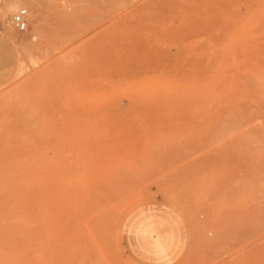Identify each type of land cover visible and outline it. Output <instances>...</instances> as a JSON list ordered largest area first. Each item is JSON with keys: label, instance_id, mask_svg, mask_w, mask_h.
Returning <instances> with one entry per match:
<instances>
[{"label": "rangeland", "instance_id": "1", "mask_svg": "<svg viewBox=\"0 0 264 264\" xmlns=\"http://www.w3.org/2000/svg\"><path fill=\"white\" fill-rule=\"evenodd\" d=\"M239 1L0 0V247L264 264V0Z\"/></svg>", "mask_w": 264, "mask_h": 264}, {"label": "bare ground", "instance_id": "2", "mask_svg": "<svg viewBox=\"0 0 264 264\" xmlns=\"http://www.w3.org/2000/svg\"><path fill=\"white\" fill-rule=\"evenodd\" d=\"M223 1V0H222ZM241 1V0H240ZM239 1V2H240ZM252 1V0H251ZM251 1H249V0H247V2H250L251 3ZM260 1V0H259ZM228 2V1H227ZM253 2H255L254 0L252 1V5H255V4H257L256 2H257V0H256V2H255V4L253 3ZM217 3V2H216ZM233 3V2H232ZM232 3L231 4H229V5H232ZM235 3H237L238 4V0H237V2H235ZM246 3V2H245ZM250 3H246L245 5L246 6H248V9L250 10L251 9V7L253 8V6H251L250 7ZM259 3V2H258ZM260 3H262V2H260ZM24 4V3H23ZM237 4H234V6L235 5H237ZM244 4V3H243ZM248 4V5H247ZM19 4L16 2V3H13L12 5H11V7L12 8H15V7H17ZM26 5V4H25ZM239 5H240V3H239ZM239 5H237V7H238V10H239ZM244 5V6H245ZM233 6V5H232ZM258 6H259V4H258ZM236 7V6H235ZM250 7V8H249ZM26 9V8H25ZM229 8H227V10H228ZM235 9H237V8H235ZM220 10V9H219ZM245 11L243 12L245 15L244 16H246V8L244 9ZM234 11H236V10H234ZM240 11V10H239ZM238 11V12H239ZM243 11V10H242ZM217 12H218V10H217ZM228 12V11H227ZM241 12V11H240ZM215 13V12H214ZM243 13H241V14H243ZM241 14H240V17H241ZM215 15H219V12L218 13H216ZM211 16V15H210ZM235 16V15H234ZM243 16V15H242ZM215 17V16H214ZM264 16H263V14H262V17L260 16V19H262ZM35 20L36 21H38V18H37V16L35 15ZM216 18V17H215ZM255 18H258V17H255ZM234 19H236V16L234 17ZM259 19V20H260ZM239 20V19H238ZM262 20H264V18L262 19ZM262 20H260L261 21V24H259V25H261L262 26V28H260V26H257L256 27V30H251L250 29V31L248 32L247 31V33H248V35H247V33H244V35L247 37L248 36V38L249 39H251V40H257V39H259V40H261V38H259V37H262V40L264 39V21H262ZM213 21V20H212ZM260 21H258L259 23H260ZM233 23H234V21H233ZM263 23V24H262ZM212 24V23H211ZM236 24V23H235ZM210 27V26H209ZM231 27H232V24H231ZM255 27V26H254ZM213 28V27H212ZM258 28H260L259 30L261 31V33L258 31ZM207 29V28H206ZM208 30V29H207ZM246 30H249V29H246ZM257 31V32H256ZM251 32H252V34H251ZM256 33V35H255V37H253L252 35H254ZM260 33V34H259ZM251 34V35H250ZM243 35V36H244ZM257 35H258V37H257ZM260 35V36H259ZM249 36H252V38H250ZM262 71H264L263 69H262ZM262 74H263V72H261ZM263 76V79H264V75H262ZM262 76H259L260 78H262ZM255 85V88L256 89H258V90H260V92H261V94H262V97H263V102H264V80L262 81V82H260V83H255L254 84ZM263 112H264V110H263ZM262 112V113H263ZM135 185H137V183L136 184H134V187H135ZM89 189H90V187H89ZM84 191V190H83ZM38 193V192H37ZM73 193V192H72ZM89 193V192H88ZM104 193V192H103ZM103 193L101 194L102 196H103ZM105 193H106V191H105ZM110 193V192H109ZM73 194H75V193H73ZM78 194V193H77ZM76 194V195H77ZM85 195H84V200H85V198L87 197L86 196V193H84ZM107 194H108V192L105 194L106 195V197L105 198H107ZM75 195V196H76ZM73 196V195H72ZM82 196H83V194H82ZM90 196V195H89ZM100 196V195H99ZM74 197V196H73ZM92 197H93V195H92ZM91 197V198H92ZM114 197V196H113ZM71 198V197H70ZM75 198V197H74ZM74 198H73V200H74ZM94 198V197H93ZM92 198V199H93ZM110 198H112V197H110ZM174 198H175V196H174ZM77 199V198H76ZM86 199H88V198H86ZM96 199V198H95ZM101 199H103V197H101L100 198V200ZM114 199H115V197H114ZM72 200V201H73ZM84 200H81V201H83V203L85 204V201ZM109 200V199H108ZM107 200V201H108ZM111 200H113V199H111ZM90 201V200H89ZM98 201V200H97ZM103 201H106V199H104ZM103 201H101L102 203H103ZM106 201V202H107ZM95 202V201H94ZM109 202H110V200H109ZM72 203V202H71ZM100 203V202H99ZM105 203V202H104ZM103 203V204H104ZM182 203V202H181ZM73 204V203H72ZM84 204H82L83 205V207L86 209V208H89V207H85V205ZM86 204H87V202H86ZM95 204V203H94ZM115 204V203H114ZM88 205V204H87ZM97 205H98V202H97ZM99 206V205H98ZM103 206H105V205H103ZM93 207H94V205H93ZM102 206H100V208H101ZM91 208H92V205H91ZM91 208H89V209H91ZM96 208H97V206H96ZM99 208V207H98ZM97 208V210H99ZM89 209H86V212H88L89 211ZM84 210V209H83ZM88 210V211H87ZM95 210V209H94ZM96 210V211H97ZM109 210V209H108ZM116 210V209H115ZM85 211V210H84ZM91 211L92 210H90V212L89 213H85V215L87 216V214H91ZM106 211V210H105ZM119 211V210H118ZM95 212V211H94ZM101 212V211H100ZM103 212V211H102ZM108 212V211H107ZM98 214V213H97ZM101 214H103V213H101ZM107 214V213H106ZM99 216H100V214H98ZM86 216H84V217H86ZM102 216V215H101ZM83 218V217H82ZM95 218V217H94ZM91 219V218H90ZM89 219V220H90ZM103 221V220H102ZM82 222H84V225H85V221H84V219H83V221ZM100 222V221H99ZM103 224V223H102ZM83 225V226H84ZM86 227V226H85ZM84 227V228H85ZM86 229V228H85ZM89 229V228H88ZM96 229V228H95ZM95 229H92V230H95ZM85 232V231H84ZM89 232V231H88ZM95 233H96V231H94ZM84 234H86V232L84 233ZM90 234V233H89ZM87 236V235H86ZM89 236V235H88ZM93 236V235H92ZM85 237V236H84ZM91 237V236H90ZM87 238H85V240H86ZM88 241V240H87ZM41 249L39 248V247H34V246H6V247H0V264H40L39 263V260H40V257H41ZM61 252V251H60ZM58 255V254H57ZM61 255V254H60ZM59 255V256H60ZM61 257V256H60ZM240 262H238L237 264H239Z\"/></svg>", "mask_w": 264, "mask_h": 264}, {"label": "built area", "instance_id": "3", "mask_svg": "<svg viewBox=\"0 0 264 264\" xmlns=\"http://www.w3.org/2000/svg\"><path fill=\"white\" fill-rule=\"evenodd\" d=\"M11 21L18 31H23L27 26V11L25 8L18 9L11 17Z\"/></svg>", "mask_w": 264, "mask_h": 264}, {"label": "crops", "instance_id": "4", "mask_svg": "<svg viewBox=\"0 0 264 264\" xmlns=\"http://www.w3.org/2000/svg\"><path fill=\"white\" fill-rule=\"evenodd\" d=\"M160 239H161V236H158L157 237V241H156V245L157 246H160L161 245V240Z\"/></svg>", "mask_w": 264, "mask_h": 264}]
</instances>
